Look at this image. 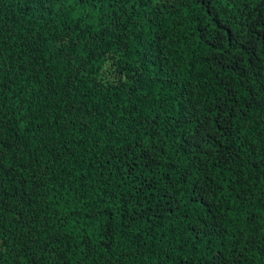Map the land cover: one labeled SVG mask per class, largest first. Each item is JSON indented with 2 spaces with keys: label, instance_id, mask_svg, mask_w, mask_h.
I'll use <instances>...</instances> for the list:
<instances>
[{
  "label": "trees",
  "instance_id": "1",
  "mask_svg": "<svg viewBox=\"0 0 264 264\" xmlns=\"http://www.w3.org/2000/svg\"><path fill=\"white\" fill-rule=\"evenodd\" d=\"M212 4L211 11L217 16L206 17L204 9L197 5L192 9L179 7L175 12L168 9L165 17L156 15L152 3L146 7L125 6L119 11L115 4L102 6L100 16L95 17L101 20V25L96 26L93 20L86 22L92 25L87 30L81 25L80 30L70 33L75 22L66 11L58 10V0H0V110L3 112L0 130L5 138L18 137L21 148L17 156L41 162L21 171L20 177L30 178L33 170L39 175L41 168L48 167L49 160L56 173L43 177L47 188L29 187L30 192L35 191L31 199L14 196L17 186L11 176L3 179L0 197L5 204L0 205V237L8 241V247L0 254V264H31L33 260H39L40 264H211L215 254H222L228 264H264L261 249L264 245V91H260L264 87V39L251 45L255 49L254 56L258 57L254 65L256 78H252L254 74L250 72L245 85L249 93L259 92V95L251 107H247L249 97L245 96L247 115L233 121L240 128L238 138H233L235 143L247 145L241 160L233 165L243 163L244 176L250 177L237 189H251L242 211H228L236 193H231L225 201L229 189L218 191L211 186L215 179L223 188L216 175L221 169L213 167L215 161L211 155H205L215 151V145L210 148L201 141L195 146L190 137L196 124L177 128L172 119L177 109L182 116L201 112L205 105H211L215 97L222 95L224 82H217L215 78V57L209 55L212 49L201 39L205 27L211 33L209 40L213 44L216 32L211 23L230 27L234 33L247 31L250 37L264 35V20L257 13V9L264 13L261 7L264 0H253L248 20L244 19L249 13L247 8L241 14L239 7L225 8L217 0H212ZM129 11L135 15L133 23L126 26V34L115 27L114 22ZM185 12L191 15L185 17ZM250 25L256 26L255 31ZM100 27H104V31H99ZM181 35L188 39L166 46L168 38ZM69 38L71 44L61 42ZM140 68L144 69L142 73L138 72ZM240 94H244L243 89ZM21 102L25 103V111L32 110L31 131L25 127L29 121L18 122L17 117L22 114L14 105ZM66 120L75 123L65 127ZM145 122L154 125L152 131L161 149L158 161L159 156H163L164 160L159 162L169 165L162 183L157 186L166 187L179 176L181 183L177 190L169 193L180 200L179 205L173 200L172 207L165 211L163 204L167 201L156 204L158 210L150 219L145 216L143 221L137 220L130 230L117 228L109 239L103 232V222L105 218L113 220L112 214L116 213L113 203L105 210L104 217L86 221L83 228L72 232L70 251L64 247L66 241L63 239L49 243L56 233L66 230L56 226V204L51 199L45 203L47 189L63 180L65 187L71 184L88 195L87 201L73 202L72 206L81 208L85 214L89 207L105 209L107 197L100 189L118 193L122 165L118 159H113L111 164L105 163L102 170L104 177L109 179L101 185L100 164L109 153L117 155L119 145L139 142ZM97 139L100 140L98 146L95 145ZM89 148L91 152L87 151ZM14 151L6 152L5 167L15 162ZM61 155L63 158L57 159ZM205 166L207 175L200 171ZM186 168L191 173L190 181L195 183L183 182ZM88 171H92V178L83 183L91 184L95 193L83 187L79 180L81 174ZM153 171L164 173L165 168L154 167ZM151 175L146 172L141 180L147 184ZM224 178L231 179L227 172ZM205 184L210 187L199 195ZM222 201L224 207L220 208ZM67 207L64 201L60 202L62 214ZM217 209L223 224L221 232L226 229V233H216L209 239L197 237L201 225L206 226L216 219L211 212ZM249 213L256 217L254 222L245 219ZM21 216L23 221L19 222ZM129 219L127 211L123 215L117 213L113 228ZM236 224L246 229V236L257 238L256 249L242 256L233 244ZM29 233L47 244V248L42 251L33 245L26 258L23 253L18 257L24 243L20 238L27 239ZM87 239L92 241L91 248ZM244 247V244L238 245L239 250ZM258 252L261 254L257 255Z\"/></svg>",
  "mask_w": 264,
  "mask_h": 264
},
{
  "label": "snow or ice",
  "instance_id": "2",
  "mask_svg": "<svg viewBox=\"0 0 264 264\" xmlns=\"http://www.w3.org/2000/svg\"><path fill=\"white\" fill-rule=\"evenodd\" d=\"M217 2L225 8H236L241 9V14L244 13L245 8L249 9L248 15L244 16L245 20L250 19L251 9L253 7V0H217ZM258 2V0H257ZM148 3H152L154 9L156 10V15L159 17L166 16V10L172 9L174 12L178 10L179 7L185 9H192L193 5L202 7L204 9L205 16H217V14L211 11L213 7L212 0H136L133 3V0H107L105 5V0H58V10L66 11L68 15L71 16L75 22V28L70 29L72 31H78L81 28V25L84 26V29L87 30L88 27L92 26L91 22L95 20V25H101V20L95 19V17L100 16L102 11V6L112 7L114 4L117 6V10L123 9L125 6H144L146 7ZM86 5V6H85ZM101 6V7H98ZM264 7V5H261ZM257 13L260 15L261 20H264V13ZM134 12H125L119 17L118 20L114 22V26L120 29L122 32L127 34V24L133 23L132 16ZM191 14L185 12V17H189ZM193 19L195 17H192ZM218 18V17H217ZM145 23H148V20L145 18ZM162 23V21H161ZM106 27V26H105ZM211 27L215 30L216 36L212 37L216 42L213 44L209 37L211 33L208 28L205 27L204 33L201 37L205 42L208 43L209 48L212 49V52L209 55L215 57V63L213 65L216 71V80L220 82L223 80L224 88L222 95H219L214 98V101L211 105H205L201 112L194 113H185L183 116L179 114L177 109V114L172 118L176 124L177 128H183L185 125L196 124V127L192 129V134L190 139L193 141L195 146H199L201 141L209 144V147L212 148L213 144L215 145V151H211L205 155H211L212 159L215 161L213 167L220 168V172L216 175L223 183V188L221 185L216 182L215 179L211 181V186L214 187V190L223 191L224 189H229V192L225 196V201L227 196H230L231 193H236L235 197L232 199V207L228 208L229 212H233L235 209L236 212L242 211V205L246 204L251 195V189L240 190L242 185L247 183L250 177H245L243 172V163L239 166L233 167L237 160H241V153L244 152V149L247 145L241 143L236 144L234 137L238 138V133L240 128L237 127L233 121L238 117H244L247 115L245 111L244 97H249L247 107H251V103L255 101L259 92L249 93L245 89V85L248 84L249 73H253L252 78L255 77L256 68L255 60L258 57L254 56L255 49L251 45L256 44L257 40L264 39V35L252 36L250 37L247 31H242L240 33H234L230 30V27L227 26H217L214 23H211ZM241 27H244L241 25ZM250 27L255 31L256 26L250 25ZM99 31H104V27H100ZM218 37V38H217ZM163 39V38H162ZM180 39L185 41L188 39L187 36H173L166 40V46L179 43ZM62 43L71 44L72 41L69 38L66 41H61ZM228 45V47H225ZM116 49H113L115 53ZM176 53L179 54V49H176ZM247 58V59H246ZM180 59H183V56L180 55ZM143 68L138 69V72L142 73ZM121 76L124 75L123 72L120 73ZM259 83V80L257 81ZM244 90V94L241 95V90ZM260 91H264V87H261ZM195 94V93H193ZM71 93H68L70 96ZM67 96L65 100H67ZM17 112L22 115L18 116V122L24 124L25 121H29L25 125L29 131H31V108H28L25 111V103L21 102L19 105H14ZM3 115L2 110H0V116ZM191 116V119L188 116ZM68 123H75L74 121H67L65 127ZM3 127V122L0 121V129ZM145 131L140 136L139 142H133L128 145H119L117 149V155L113 156L110 153L107 155V159L100 164V171L98 175L102 177L100 179V184L104 185L107 183L109 178L104 177L103 168L104 164H111L113 159H118L122 165L121 176L122 179L117 182V189L113 192H108L106 188H101L100 190L104 193V196L107 199L104 200L105 209H93L89 207L87 214H85L81 208H77L73 205L80 204L82 201L88 200V195L86 192L78 191V189L73 188L71 184L65 187L63 180L52 188L47 189L44 193L45 203L51 199L57 207V211L54 213V218L57 222L56 226L61 229H65V232L56 233L55 237L49 241V243H55L57 239H63L66 241L64 247L69 251L72 249L71 234L73 231L83 228L86 221H95L99 217L105 216V210L110 208L113 203L116 206V213H113V220H108L105 218L103 222V232L111 239L112 232L117 228L132 229L133 225L136 224L137 220L143 221L145 216H148L149 219L151 215H155L156 209L155 205L167 201L163 204V209L167 211L168 208L172 207V201L175 200V203L179 205L180 200L174 196H170V192L177 190V185L181 183L180 177L177 176L174 182H170L166 187H158L164 179V176L168 171V163L165 162L161 164L159 161H163L164 157L159 156V161L157 159L161 149L157 146L158 141L155 138V135L152 131L154 125L151 122H145L143 125ZM131 134V133H129ZM16 140L17 142H12ZM68 143H75V141H69ZM110 143V142H109ZM100 140L95 141V145L98 146ZM192 146V145H190ZM26 147V146H25ZM67 152V143L64 145ZM21 148V143L18 140V137L5 138L2 130H0V189H3V179L7 176H11L12 181L16 184V188L13 190L14 196H19L21 199L28 197L31 199L35 195V191H29V187L33 186L34 189L47 188V182L43 180V177L55 176L56 173L52 169V161H47L48 167L46 169L41 168L39 170V175L36 174V171L33 170V173L30 178L20 177V173L23 170H27L32 164L39 165L41 162L38 159L32 160H23L16 155ZM14 156V163H10L7 167L4 164V158L7 151H12ZM87 151L91 152L92 149L89 148ZM66 154V153H65ZM248 155V153H245ZM63 156L57 157V159H62ZM221 165L223 167L221 168ZM195 166V165H193ZM164 167V173H155L153 169ZM207 166L200 171L204 172L207 175L206 171ZM146 172H151L152 175L148 178V183L145 184L141 180V176H144ZM186 175L184 176V183H195V181H190L191 173L188 172L187 168L185 169ZM227 172L231 179H225L224 173ZM92 178V171L82 173L79 177L81 185L85 188L92 189L95 193V189L91 184H84V181H88ZM59 179V178H58ZM259 180V175L256 177ZM171 181V177H169ZM21 185L23 187H21ZM210 187L209 184L204 185V189L201 190L199 195H203L204 191ZM61 189L63 191H61ZM7 195L6 191L4 192ZM71 197V199H69ZM159 198V199H157ZM64 201L69 205L63 214L59 210L60 202ZM5 201L0 197V205H4ZM87 206V205H85ZM220 208L224 207V202L222 201L219 205ZM150 209L152 210L150 213ZM176 211L175 208L172 209ZM128 213L129 220L123 222L122 224H116L113 228V222L117 213L123 215L124 212ZM219 209L214 212H211L212 216H215L216 219L211 220L206 226L201 225V231L197 233V237L204 236L206 239H209L212 235L220 233L221 235L226 233L221 232L223 229V224L220 222L221 217L217 215ZM249 222H254L256 217L249 213L245 218ZM18 221L22 222L23 217H18ZM246 229L241 227L239 224L235 225V231L233 232V244L237 246L239 254L242 256L245 252L250 250H255L257 247L256 237L254 235H245ZM238 233V234H237ZM127 234V232L125 233ZM91 235V233L89 234ZM24 243L21 246L20 252L17 253V256L21 253L27 257V253L31 251L33 245H37L41 248L42 251H45L47 244L42 243L41 241L31 237V234H28V238L25 239L21 237ZM84 242V241H80ZM78 242V243H80ZM87 244L91 248L92 241L87 239ZM244 244L245 247L242 250H239L238 245ZM8 247V241L3 237H0V254L3 253V249ZM262 251H264V245H261ZM55 251V249H53ZM261 253H257L260 255ZM31 264H40L39 260H33ZM211 264H228L226 259L222 254H215V259L211 261ZM239 264V262H237Z\"/></svg>",
  "mask_w": 264,
  "mask_h": 264
}]
</instances>
